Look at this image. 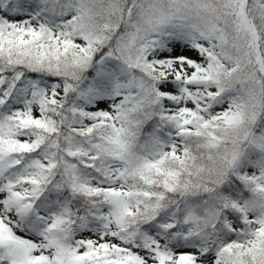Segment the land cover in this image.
Wrapping results in <instances>:
<instances>
[{
  "label": "snow or ice",
  "instance_id": "snow-or-ice-1",
  "mask_svg": "<svg viewBox=\"0 0 264 264\" xmlns=\"http://www.w3.org/2000/svg\"><path fill=\"white\" fill-rule=\"evenodd\" d=\"M0 264H264V0H0Z\"/></svg>",
  "mask_w": 264,
  "mask_h": 264
}]
</instances>
